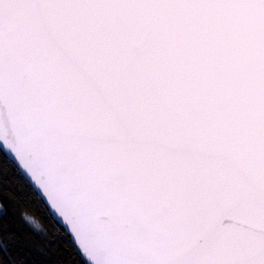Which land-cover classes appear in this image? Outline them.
Masks as SVG:
<instances>
[{
    "label": "snow or ice",
    "instance_id": "1",
    "mask_svg": "<svg viewBox=\"0 0 264 264\" xmlns=\"http://www.w3.org/2000/svg\"><path fill=\"white\" fill-rule=\"evenodd\" d=\"M0 264H264V0H0Z\"/></svg>",
    "mask_w": 264,
    "mask_h": 264
},
{
    "label": "trees",
    "instance_id": "2",
    "mask_svg": "<svg viewBox=\"0 0 264 264\" xmlns=\"http://www.w3.org/2000/svg\"><path fill=\"white\" fill-rule=\"evenodd\" d=\"M20 213L26 216L30 221L33 222L34 228L39 232L43 230L44 232L51 233V226L47 222V218L43 213V210L35 204H25L22 202V207ZM36 224L39 225V229L36 228ZM34 244L39 247L42 243V240L36 237H33Z\"/></svg>",
    "mask_w": 264,
    "mask_h": 264
},
{
    "label": "rangeland",
    "instance_id": "3",
    "mask_svg": "<svg viewBox=\"0 0 264 264\" xmlns=\"http://www.w3.org/2000/svg\"><path fill=\"white\" fill-rule=\"evenodd\" d=\"M36 228L39 229V225L36 224Z\"/></svg>",
    "mask_w": 264,
    "mask_h": 264
}]
</instances>
